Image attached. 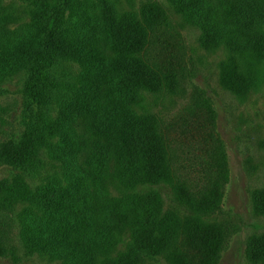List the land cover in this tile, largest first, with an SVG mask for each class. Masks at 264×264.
Returning <instances> with one entry per match:
<instances>
[{"label":"trees","instance_id":"obj_1","mask_svg":"<svg viewBox=\"0 0 264 264\" xmlns=\"http://www.w3.org/2000/svg\"><path fill=\"white\" fill-rule=\"evenodd\" d=\"M9 1L0 0V84L25 73L24 93L41 106L49 102L48 69L58 55L81 70L73 97L51 117L24 121L17 139L0 138V165L24 167L46 152L61 169L42 187L1 180L0 212L19 211L25 242L61 264H148L142 249L169 264H215L222 226L163 211L157 193L133 192L136 185L164 183L203 217L221 209L228 181L209 100L190 107L177 128L132 111L139 92L178 86L164 7L22 0L31 5L23 16ZM166 1L200 29L202 47L227 49L221 70L232 90L264 92V0ZM254 207L264 211V190L254 193ZM1 221L0 257L15 259L9 224ZM248 252L254 262L262 259L264 236L253 238Z\"/></svg>","mask_w":264,"mask_h":264},{"label":"rangeland","instance_id":"obj_2","mask_svg":"<svg viewBox=\"0 0 264 264\" xmlns=\"http://www.w3.org/2000/svg\"><path fill=\"white\" fill-rule=\"evenodd\" d=\"M113 1L117 8L129 1L135 8L146 1L159 2L166 11L169 29L174 36V45L170 50L179 65L176 90L159 93L141 91L132 111L137 116L156 114L166 126L177 128L182 115L190 107L200 99L209 100L215 114V131L224 144L228 165V181L224 186L221 209L208 216L196 215L164 183L136 185L133 192L143 195L157 193L163 211L174 210L180 215L197 216L205 223L222 226L224 237L215 264H264V257L254 262L248 252L250 241L264 236V211L259 212L254 207V193L264 190V92L256 88L247 92L232 90L221 70L227 49L224 46L217 50L202 47L200 29L183 22L166 0ZM9 3L23 16L31 9L26 1L10 0ZM80 70L76 60L58 55L48 69L54 83L48 87L50 99L41 106L33 104L24 93L25 73L0 84V138L17 139L24 121L41 124L43 119L51 117L61 103L73 97ZM175 133L176 130L172 134ZM60 170L59 164L42 152L24 167L0 165V181L18 177L32 187H42L57 177ZM4 219L9 224L16 258L0 257V264H61L46 251L30 247L25 242L19 211L0 212V222ZM130 242L131 238L126 237L124 244ZM141 255L148 264H169L162 256L145 249L141 250Z\"/></svg>","mask_w":264,"mask_h":264}]
</instances>
